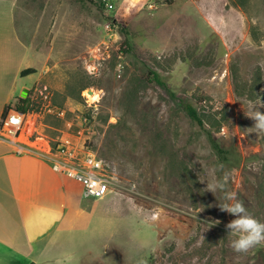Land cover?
Returning <instances> with one entry per match:
<instances>
[{
	"label": "rangeland",
	"instance_id": "374dc122",
	"mask_svg": "<svg viewBox=\"0 0 264 264\" xmlns=\"http://www.w3.org/2000/svg\"><path fill=\"white\" fill-rule=\"evenodd\" d=\"M17 6L38 69L22 80L36 81L26 94L32 131L94 152L113 185L102 198H84L67 178L77 213L41 253V241L30 257L0 251V264H264V245L233 251L225 225L234 217L218 206L223 194L206 189L226 177L227 191L264 222V136L244 114L249 100L264 103V0ZM178 98L237 165L218 160Z\"/></svg>",
	"mask_w": 264,
	"mask_h": 264
},
{
	"label": "crops",
	"instance_id": "0c3cea01",
	"mask_svg": "<svg viewBox=\"0 0 264 264\" xmlns=\"http://www.w3.org/2000/svg\"><path fill=\"white\" fill-rule=\"evenodd\" d=\"M17 5L18 0H0V121L3 109L24 98L36 82L27 87L22 80L38 75L30 46L18 29L17 13L23 12ZM28 68L36 73L21 78V71ZM21 137L24 141L16 145L0 139V251L30 257L38 241L50 236V242L56 228L77 213L78 202L72 181L33 153L37 142L28 135Z\"/></svg>",
	"mask_w": 264,
	"mask_h": 264
},
{
	"label": "built area",
	"instance_id": "2783aa9c",
	"mask_svg": "<svg viewBox=\"0 0 264 264\" xmlns=\"http://www.w3.org/2000/svg\"><path fill=\"white\" fill-rule=\"evenodd\" d=\"M33 127L26 115L9 111L0 121V139L16 145L22 142L21 136L28 135L37 142L33 153L44 159L52 171L80 183L84 198H102L111 190L113 184L105 164L94 152L84 146L77 151L67 140L50 144L42 134L32 131Z\"/></svg>",
	"mask_w": 264,
	"mask_h": 264
},
{
	"label": "clouds",
	"instance_id": "9594fccd",
	"mask_svg": "<svg viewBox=\"0 0 264 264\" xmlns=\"http://www.w3.org/2000/svg\"><path fill=\"white\" fill-rule=\"evenodd\" d=\"M262 108L264 103L259 97L258 101L249 100L247 111H244L245 116L253 121L250 128L260 136H264V111L260 110ZM206 189L212 193L221 192L224 202L218 205L219 208L234 217L225 225L228 230L227 235L231 238L230 246L234 252L245 253L258 245H264V222L248 211L235 192L227 191L226 177L207 183ZM213 222L219 223V221Z\"/></svg>",
	"mask_w": 264,
	"mask_h": 264
},
{
	"label": "trees",
	"instance_id": "16d2710c",
	"mask_svg": "<svg viewBox=\"0 0 264 264\" xmlns=\"http://www.w3.org/2000/svg\"><path fill=\"white\" fill-rule=\"evenodd\" d=\"M153 1L154 2H163L166 4H172V2H173V0H153ZM35 73H36L35 69L28 68V69L21 71L20 77L24 78V77L33 75ZM149 75L152 76V81H154L158 85L163 86L162 81L159 79V76L155 72L150 71ZM178 100L180 102V105L182 107L183 112L190 119V121L205 131V134L208 138V142L210 144V147H211L212 151L215 153V155L217 156L218 160L222 164L227 165L228 167H234L235 165H237V162L235 160L233 153L228 149H224L219 144V142L214 137V135L210 131H207L205 129L204 123H203L202 119L200 118V116L197 114L195 108L189 102H184L179 98H178ZM31 104H32V102H31L29 96L22 98V99H18L14 104L8 105L3 109L1 119H3L9 111H15V112H18L22 115H26L31 110Z\"/></svg>",
	"mask_w": 264,
	"mask_h": 264
},
{
	"label": "water",
	"instance_id": "95a60500",
	"mask_svg": "<svg viewBox=\"0 0 264 264\" xmlns=\"http://www.w3.org/2000/svg\"><path fill=\"white\" fill-rule=\"evenodd\" d=\"M25 91H26V90H25ZM25 93H26V92H25ZM87 93L91 95L93 92H92V90H90V89H89V90H87ZM22 97H24V98H25V97H26V95H25V94H23V95H22Z\"/></svg>",
	"mask_w": 264,
	"mask_h": 264
}]
</instances>
